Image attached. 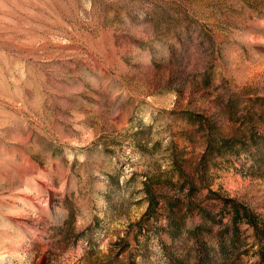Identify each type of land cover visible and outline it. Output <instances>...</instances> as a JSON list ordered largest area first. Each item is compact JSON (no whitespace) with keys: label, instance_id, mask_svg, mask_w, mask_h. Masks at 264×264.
I'll return each mask as SVG.
<instances>
[{"label":"rangeland","instance_id":"1","mask_svg":"<svg viewBox=\"0 0 264 264\" xmlns=\"http://www.w3.org/2000/svg\"><path fill=\"white\" fill-rule=\"evenodd\" d=\"M0 264H264V0H0Z\"/></svg>","mask_w":264,"mask_h":264}]
</instances>
